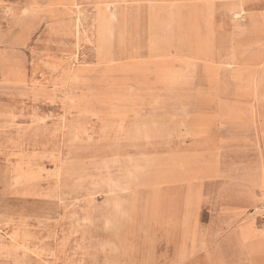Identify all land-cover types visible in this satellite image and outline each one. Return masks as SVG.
<instances>
[{
    "label": "rangeland",
    "instance_id": "obj_1",
    "mask_svg": "<svg viewBox=\"0 0 264 264\" xmlns=\"http://www.w3.org/2000/svg\"><path fill=\"white\" fill-rule=\"evenodd\" d=\"M258 66L264 0H0V264H252L213 223L264 162Z\"/></svg>",
    "mask_w": 264,
    "mask_h": 264
},
{
    "label": "crops",
    "instance_id": "obj_2",
    "mask_svg": "<svg viewBox=\"0 0 264 264\" xmlns=\"http://www.w3.org/2000/svg\"><path fill=\"white\" fill-rule=\"evenodd\" d=\"M257 68L261 69L264 74L263 66H258ZM242 182L244 183L242 191L234 190L228 196L219 197L214 209V211H217V221L213 225H231L228 229L232 230V237L258 238L264 233L257 228L254 220L250 219V215L244 210L259 204L257 189L264 185V162L260 161L253 169H248L247 176L244 177ZM224 210L230 212L226 217L225 215H220V211L223 212Z\"/></svg>",
    "mask_w": 264,
    "mask_h": 264
},
{
    "label": "bare ground",
    "instance_id": "obj_3",
    "mask_svg": "<svg viewBox=\"0 0 264 264\" xmlns=\"http://www.w3.org/2000/svg\"><path fill=\"white\" fill-rule=\"evenodd\" d=\"M239 2V1H238ZM235 8V7H234ZM236 9V8H235ZM77 10V9H76ZM233 11V10H232ZM79 14V13H78ZM76 17V16H75ZM80 25V24H79ZM78 40V39H77ZM79 43V42H78ZM83 45V44H82ZM231 62V61H230ZM29 100V99H28ZM18 111V110H17ZM40 117V116H39ZM64 118V117H63ZM62 118V120H63ZM43 119V118H42ZM41 125V124H40ZM33 126V125H32ZM30 127V126H29ZM201 134V133H199ZM159 136V135H158ZM155 137V136H154ZM20 154V153H19ZM62 154V153H61ZM2 155V154H0ZM10 155V154H9ZM23 155V154H22ZM26 155V154H25ZM15 156V155H14ZM61 156V155H60ZM19 157V156H18ZM26 157V156H24ZM33 157V156H32ZM61 158V157H60ZM20 159V158H19ZM22 160V159H21ZM22 163V162H21ZM28 164V163H27ZM53 164V163H52ZM60 164V163H59ZM43 172V170H39L37 171L36 169L33 170L31 169H26L24 170L22 167H17L14 169L13 173H14V187H19V186H24V185H29L32 184L34 182L33 179H36V177L38 178L39 174ZM61 171L58 170L57 174H55L56 177H60ZM245 176H247V172L246 174H244ZM244 176V177H245ZM111 181V180H110ZM109 183V182H108ZM263 189V188H262ZM60 197V196H59ZM92 199V198H91ZM93 200V199H92ZM67 220V219H66ZM60 221V220H58ZM61 222V221H60ZM17 224V223H16ZM59 225V224H58ZM11 227V226H10ZM16 227V226H15ZM67 227V226H66ZM8 228V227H7ZM17 229V228H16ZM16 231V230H15ZM58 231V230H57ZM57 233V232H56ZM264 233V232H262ZM58 234V233H57ZM57 237V236H56ZM55 237V238H56ZM60 239V237H58ZM242 240V238H240ZM40 240V239H39ZM77 244V243H76ZM242 244L244 245V242L242 240ZM237 245L239 246L238 249H234L235 252H237L238 254H242L243 255V248L240 247V243L238 242ZM84 246V245H83ZM88 249V248H87ZM86 249V250H87ZM88 251V250H87ZM245 253L248 254V256L250 257V260H252V264H256V262L258 260H264V234L260 235L258 237V239L256 241H254V243L252 242L251 244H249L248 246H245Z\"/></svg>",
    "mask_w": 264,
    "mask_h": 264
},
{
    "label": "built area",
    "instance_id": "obj_4",
    "mask_svg": "<svg viewBox=\"0 0 264 264\" xmlns=\"http://www.w3.org/2000/svg\"><path fill=\"white\" fill-rule=\"evenodd\" d=\"M256 211V218L260 220L262 225H264V198L263 203L255 210Z\"/></svg>",
    "mask_w": 264,
    "mask_h": 264
}]
</instances>
